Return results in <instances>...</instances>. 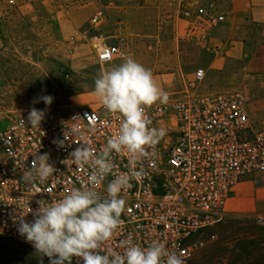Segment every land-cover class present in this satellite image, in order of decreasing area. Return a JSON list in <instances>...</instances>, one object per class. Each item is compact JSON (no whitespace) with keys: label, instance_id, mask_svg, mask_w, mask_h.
Returning <instances> with one entry per match:
<instances>
[{"label":"built area","instance_id":"built-area-1","mask_svg":"<svg viewBox=\"0 0 264 264\" xmlns=\"http://www.w3.org/2000/svg\"><path fill=\"white\" fill-rule=\"evenodd\" d=\"M227 17L226 0L182 2L177 13V19L185 22L183 39L200 48L208 46L212 32ZM104 18V12L98 11L91 24L97 27ZM111 39L100 36L94 44L100 64L112 63L124 53L125 39ZM205 79V70L198 69L192 87ZM145 115L150 127L169 131L171 144L165 160L162 138L154 149H148L147 157L135 161L127 150L112 154L114 173H128L133 178L132 186L121 193L126 200L122 223L102 245L101 254L108 249L123 252L119 243L131 236L142 247L152 240L161 241L181 255L185 264H192L205 245L197 237L223 220L235 188L248 179L261 183L264 128L253 125L242 90L199 92L187 88L166 104L147 108ZM27 117L13 119L0 132V239L35 250L18 232L21 215L32 222L30 209L39 207L36 201H58L82 183L91 186V168L77 166L70 154L79 144L90 145L98 154L107 138L117 134L123 117L109 113L103 105L45 113L39 128L32 127ZM57 140L64 141V146L54 143ZM36 152L48 153L56 171L44 183L29 185L21 177ZM112 179L109 174L96 186L102 197ZM255 220L264 227V215ZM72 264L83 262L74 257Z\"/></svg>","mask_w":264,"mask_h":264},{"label":"rangeland","instance_id":"rangeland-1","mask_svg":"<svg viewBox=\"0 0 264 264\" xmlns=\"http://www.w3.org/2000/svg\"><path fill=\"white\" fill-rule=\"evenodd\" d=\"M142 0H0V132L15 118L28 115L35 107L45 113L66 112L78 107L97 108L102 105L94 92L99 72L121 64L128 57L150 69L155 83L169 99L177 98L187 88L203 92L214 84L231 85L247 95L253 90L238 79L211 78L192 87L200 54L196 46L183 39L185 23L173 13L155 17L148 29L124 12L137 7ZM103 11L105 18L97 27L93 16ZM107 23L101 29L103 22ZM100 36H122L123 55L112 63L100 64L94 55V44ZM198 48V47H197ZM184 55L179 70V53ZM252 91V92H251ZM256 96L264 88H255ZM41 96H52L50 105ZM163 158L171 144V134L164 130ZM264 182L255 183L257 188ZM229 201V200H228ZM236 202V201H235ZM257 216L227 213L217 225L205 230L197 239L204 241L192 264H227L225 250L236 246L234 238L242 230L231 222L252 224ZM246 220V221H245ZM246 226V225H245ZM251 226V225H250ZM248 227H244L245 231ZM247 228V229H246ZM227 248V249H226ZM43 264H49L44 256ZM0 264H40V258L27 246L0 239Z\"/></svg>","mask_w":264,"mask_h":264},{"label":"clouds","instance_id":"clouds-1","mask_svg":"<svg viewBox=\"0 0 264 264\" xmlns=\"http://www.w3.org/2000/svg\"><path fill=\"white\" fill-rule=\"evenodd\" d=\"M94 92L109 113H118L123 119L117 134L107 138L106 145L95 153L88 144H79L71 152V160L77 166L91 168V186L83 184L56 201L38 200V208L31 210L33 221L27 222L23 214L19 219V234L31 243L43 264H72L78 258L83 264H185L181 255L169 250L164 243L152 240L147 247L133 242V238L121 240L123 252L108 249L101 254L102 245L109 241L120 227L121 215L126 210L122 191L130 188L133 178L128 173H114L112 154L127 150L132 160L148 156L165 135L164 130L150 127L146 109L168 102L167 93L155 83L153 73L134 58L128 57L121 64L101 70L94 81ZM46 105L52 96H41ZM45 111L33 107L27 120L39 128ZM94 131V127L91 129ZM65 138L67 139L66 135ZM59 147L64 141H54ZM31 167L23 171L21 179L29 184L44 183L56 171L49 163V154H33ZM65 163V161H64ZM112 174L106 187V196H101L96 186ZM146 173H136L141 175Z\"/></svg>","mask_w":264,"mask_h":264},{"label":"crops","instance_id":"crops-1","mask_svg":"<svg viewBox=\"0 0 264 264\" xmlns=\"http://www.w3.org/2000/svg\"><path fill=\"white\" fill-rule=\"evenodd\" d=\"M191 1L142 0L137 7H132L133 10L128 8L124 13L132 19L137 18L136 23L148 29L155 17L168 13L177 15L180 4ZM226 1L227 21L212 32L206 48H194L200 54L196 63L211 78L217 76L223 80L228 77L231 81L238 79L247 83L253 90L249 105L251 121L256 128H264V95L256 96L254 93L255 88H264V0ZM106 25V21L103 22L101 29ZM178 55V72H183V52ZM229 87L231 85L219 83L209 90L221 91ZM260 179L264 182V175ZM226 211L230 214L264 215V186L257 188L253 179L245 180L233 191Z\"/></svg>","mask_w":264,"mask_h":264},{"label":"trees","instance_id":"trees-1","mask_svg":"<svg viewBox=\"0 0 264 264\" xmlns=\"http://www.w3.org/2000/svg\"><path fill=\"white\" fill-rule=\"evenodd\" d=\"M238 221L230 223L232 227L236 226L237 230H242V232L238 234L239 237L234 238L236 246L233 251L225 250L227 264H264V227L256 221L249 224V227L248 224ZM244 227H248V229L246 228L245 231Z\"/></svg>","mask_w":264,"mask_h":264}]
</instances>
